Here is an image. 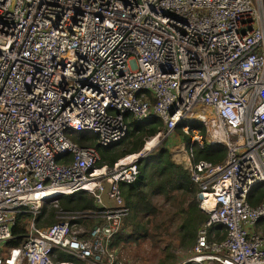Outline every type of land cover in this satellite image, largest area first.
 <instances>
[{"label":"built area","instance_id":"obj_1","mask_svg":"<svg viewBox=\"0 0 264 264\" xmlns=\"http://www.w3.org/2000/svg\"><path fill=\"white\" fill-rule=\"evenodd\" d=\"M125 113L159 118L156 140L181 119L205 127L180 126L207 217L177 264H264V198L247 201L264 184V0H0V264H73L58 251L123 264L111 246L127 211L118 185L136 180L147 152L97 166L95 147L67 133L107 145L125 134ZM213 143L225 146L221 161L194 159ZM79 190L95 207L57 206L54 195ZM44 203L56 221L37 226ZM23 212V240L4 256ZM214 225L220 242L205 236Z\"/></svg>","mask_w":264,"mask_h":264},{"label":"trees","instance_id":"obj_2","mask_svg":"<svg viewBox=\"0 0 264 264\" xmlns=\"http://www.w3.org/2000/svg\"><path fill=\"white\" fill-rule=\"evenodd\" d=\"M127 127L125 134L117 141L100 145L95 141V135L81 131H68V137L80 146H94L98 153L97 166H112L114 162L125 155L133 154L142 148L144 142L163 129L159 118L135 120L125 113ZM204 132L201 123L193 119H181L175 128L181 124ZM174 128V129H175ZM185 143L187 135L181 136ZM153 140L147 143L151 147ZM146 147V148H147ZM194 159H203L212 163L219 162L225 155V146L221 143L205 144L202 148L193 149ZM138 175L134 182L119 183L122 205L127 208L111 246L137 245L141 240L148 241L151 248L159 249L160 255L156 264H177L173 248L190 249L203 227L206 214L195 201L196 187L190 179L186 168L171 159L167 145L164 143L136 161ZM162 200L159 208L153 199ZM264 198V184L255 185L247 195L250 205H256ZM57 206L62 210H85L95 207L93 199L85 191L61 194L55 197ZM165 201V202H164ZM167 203V206L164 205ZM54 210L50 204H42L34 215L37 226H46L56 221ZM32 216L29 212L16 215L11 227V237L5 242L4 256L15 246H18L25 233V224ZM264 227V220L258 222ZM173 226V227H171ZM172 228V230H170ZM225 230L222 226H209L205 229L207 239L223 240ZM175 236L177 244L171 245V237ZM159 244H162L159 248ZM119 256V255H118ZM120 257V256H119ZM57 258L70 261L73 264H83L71 254L58 251ZM123 262V261H122ZM125 264V263H123ZM184 264H192L185 262Z\"/></svg>","mask_w":264,"mask_h":264},{"label":"rangeland","instance_id":"obj_3","mask_svg":"<svg viewBox=\"0 0 264 264\" xmlns=\"http://www.w3.org/2000/svg\"><path fill=\"white\" fill-rule=\"evenodd\" d=\"M183 134L190 136L191 132H190V130H187L186 132H184L179 126L175 129H173L170 136H167V137L159 136L157 138V140L155 141L153 147L152 148L149 147L150 149L149 148L144 149V147H143L145 145V142L147 141L146 140L144 142L142 148L140 149V151H138L140 153L138 154V152H136L133 155L138 154V156H141L145 152L149 153L152 150H154L155 148H157L158 146L165 143L168 147L169 152H170L171 159L174 162L182 164L185 167L186 166L185 165V158H184V156H185V141H183V139L181 137ZM203 134H205V127H204ZM126 156H128V155H126ZM126 156H123L122 158H124ZM101 199L107 205H111V202L109 200L107 201L105 199L104 192L101 194ZM195 201H196V199H195ZM153 202H155L156 207L159 208L161 203H162V200L158 199V197H157V198L153 199ZM164 205L167 206V203H164ZM197 205H198V202H197ZM171 227H173V226H171ZM170 230H172V228H170ZM169 240H171V242H170L171 245L177 244V239L175 236H172L171 239H169ZM161 245L162 244H159V248ZM116 248L118 250V255L120 256L123 263H125V264H156L157 259L159 258V256H161L159 249L151 248V246L148 244V241H143V240H141L137 245H132V246L131 245H121V246L119 245V246H116ZM170 251L173 252V254L175 255L178 263L180 260H182L188 254V249H184V248H178L177 247V248H173ZM83 264H85V263H83ZM207 264H215V262H208Z\"/></svg>","mask_w":264,"mask_h":264},{"label":"bare ground","instance_id":"obj_4","mask_svg":"<svg viewBox=\"0 0 264 264\" xmlns=\"http://www.w3.org/2000/svg\"><path fill=\"white\" fill-rule=\"evenodd\" d=\"M151 140H153L154 142L156 141V139H154V138H150L149 140H147L146 142H145V145H144V149H147V148H149V147H147V143L149 142V141H151ZM154 145V143L152 144V146ZM147 147V148H146Z\"/></svg>","mask_w":264,"mask_h":264},{"label":"water","instance_id":"obj_5","mask_svg":"<svg viewBox=\"0 0 264 264\" xmlns=\"http://www.w3.org/2000/svg\"><path fill=\"white\" fill-rule=\"evenodd\" d=\"M140 159V157H137L136 160L138 161ZM57 195H54L53 197H56ZM52 198V197H51ZM184 264V263H182Z\"/></svg>","mask_w":264,"mask_h":264}]
</instances>
